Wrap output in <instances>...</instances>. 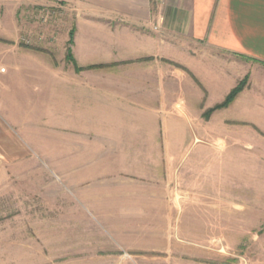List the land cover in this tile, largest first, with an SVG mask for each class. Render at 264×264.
<instances>
[{"label": "rangeland", "instance_id": "374dc122", "mask_svg": "<svg viewBox=\"0 0 264 264\" xmlns=\"http://www.w3.org/2000/svg\"><path fill=\"white\" fill-rule=\"evenodd\" d=\"M77 19L62 3L0 0V45L74 65ZM189 49L200 66L185 53L165 59L185 98L167 101L166 131L161 121L146 134L158 141L147 160H45L46 123L22 125L40 156L0 161V264H264V65L243 70L234 87L244 80L246 93L210 111L234 87L204 62L223 65L221 53ZM61 143L56 132L59 157Z\"/></svg>", "mask_w": 264, "mask_h": 264}, {"label": "crops", "instance_id": "0c3cea01", "mask_svg": "<svg viewBox=\"0 0 264 264\" xmlns=\"http://www.w3.org/2000/svg\"><path fill=\"white\" fill-rule=\"evenodd\" d=\"M37 1L78 11L73 53L85 69L56 66L17 44L0 45V116L6 118L0 120L1 162L40 156L38 151L45 160H79V168L84 160H147V143L158 141L146 134L158 136L161 121L166 131L167 101L173 108L185 98L181 72L165 59L181 62L185 53L200 66L191 45L221 53L223 65L214 66L210 55L204 62L207 69L223 68L219 79L227 93L243 70L264 65V0ZM102 63L112 65L86 68ZM197 94L203 92L197 88ZM36 121L46 123L37 131L47 134L38 151L24 137L29 126L22 127ZM56 132L62 133L61 157Z\"/></svg>", "mask_w": 264, "mask_h": 264}, {"label": "trees", "instance_id": "16d2710c", "mask_svg": "<svg viewBox=\"0 0 264 264\" xmlns=\"http://www.w3.org/2000/svg\"><path fill=\"white\" fill-rule=\"evenodd\" d=\"M71 41L73 43V35H74V32H71ZM71 60L73 61L74 65H75V68L76 70H82L84 69L83 67H79L75 61V58L72 56L71 57ZM104 65L103 64H94V65H90V66H87V68H101L103 67ZM245 85V81H241L240 83H238L237 86H235L227 95L226 97L224 98V100L221 102V103H218L216 104L214 107L211 108L210 111H213L215 109H221V108H225V107H228L235 99L236 97L238 96V94L244 89V86Z\"/></svg>", "mask_w": 264, "mask_h": 264}]
</instances>
